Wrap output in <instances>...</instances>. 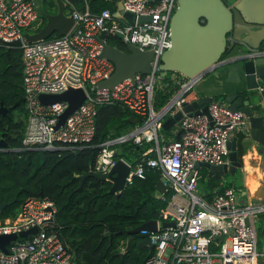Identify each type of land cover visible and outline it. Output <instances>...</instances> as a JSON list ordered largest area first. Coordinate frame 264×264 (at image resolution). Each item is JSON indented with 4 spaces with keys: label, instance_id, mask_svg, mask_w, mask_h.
<instances>
[{
    "label": "built area",
    "instance_id": "obj_1",
    "mask_svg": "<svg viewBox=\"0 0 264 264\" xmlns=\"http://www.w3.org/2000/svg\"><path fill=\"white\" fill-rule=\"evenodd\" d=\"M64 1L74 20L70 30L30 41L23 33L40 18L38 0H0V43L21 40L15 46L22 52L27 111L23 147L56 149L88 143L95 135L98 104L118 101L143 120L127 133L100 142L92 170L106 174L120 158L129 167L127 184L134 176L144 177L147 166L156 167L166 184L162 194L170 192L155 218L156 229L142 230L153 244V252L143 264H258V256L264 252L257 249L256 220L264 213V198L245 197L232 185L209 197L196 192V163L228 165V141L236 134L248 135L246 114L232 109L226 101L211 99L210 118L205 113H184L178 138L166 139L161 131L163 120L182 108L186 93L195 89L201 75L183 76L178 89L160 109L153 107L152 95L155 80L162 74L138 72L113 88L98 87V82L114 69L113 62L100 55L99 33L104 31L107 38L119 33L124 43L159 54L170 44L169 19L176 0H120L124 10L135 14L133 23L109 8L92 11L87 2L81 9ZM139 15L150 17L140 20ZM259 52H264V47ZM171 77L178 75L173 73ZM69 87H82L85 98L55 127L68 103H44L39 94L59 93ZM257 89L264 91V86L258 85ZM129 139L150 144L132 159L116 155L112 145ZM55 211L49 197L31 195L21 202L14 216L0 218V233L37 228L26 237L11 240L6 251L0 248V264H76L73 250L55 227ZM168 221L172 223L162 224Z\"/></svg>",
    "mask_w": 264,
    "mask_h": 264
},
{
    "label": "trees",
    "instance_id": "obj_2",
    "mask_svg": "<svg viewBox=\"0 0 264 264\" xmlns=\"http://www.w3.org/2000/svg\"><path fill=\"white\" fill-rule=\"evenodd\" d=\"M52 1L49 0L47 6L52 5ZM69 1L81 9L87 2L92 11L116 9L112 0ZM108 41L124 48V42L115 36H110ZM7 47L0 43V104L7 108L5 114L0 113V137L6 142L5 147L0 148V203H7L0 211V218L14 216L26 197L42 193L55 204V227L73 250L76 264H143L153 252L148 234L142 231L131 234L128 230L157 218L159 209L166 203L169 191L162 197L155 194L161 177L159 170L147 166L144 177L134 176L119 191L111 190V181L93 175L86 176L80 183V175L94 169L99 143L127 133L143 119L118 101L100 103L95 135L90 142L56 149L23 147L27 111L22 85V52L20 47L11 46L7 55ZM173 73L178 77L172 78ZM156 74L162 77L155 80L152 104L160 109L178 89L183 76L161 69H157ZM224 96V93L213 95L212 99L224 101ZM162 130L166 139H176L180 134L179 131L172 133L171 128ZM243 138V134H237L238 147H242ZM149 144H137L129 139L112 146L116 148V155L132 159ZM205 179L209 185L213 178ZM129 238L131 243L127 248ZM121 247L124 251L120 255Z\"/></svg>",
    "mask_w": 264,
    "mask_h": 264
},
{
    "label": "water",
    "instance_id": "obj_3",
    "mask_svg": "<svg viewBox=\"0 0 264 264\" xmlns=\"http://www.w3.org/2000/svg\"><path fill=\"white\" fill-rule=\"evenodd\" d=\"M116 3L115 13L123 15L131 23L135 14L122 8L120 0ZM50 6H43L38 0L36 6L39 15L44 17L45 23L36 30H25L23 36L36 41L51 35L65 34L73 25V18L66 11L64 0H53ZM177 4L169 19L170 44L161 53L156 54L153 49H142L129 42L124 43V48L110 43L105 32L101 31L98 37L101 40L100 55L108 58L114 64L110 75L98 82V87L113 88L115 84L136 73H155L157 69L174 71L184 77L203 76L213 71H223L225 78L240 86V89L224 93L226 101L232 109H240L248 117L249 139L257 141L264 147V91L257 89L258 85L264 86V52H259L264 47V0H176ZM54 8V9H53ZM148 15H139V19H147ZM121 34L117 38L121 39ZM21 40L14 39L2 41L8 46L5 53L9 54V47L19 45ZM85 91L82 87H69L59 93H40L39 99L44 103L57 100H66L68 105L60 113L55 127L62 124L66 116L75 110L84 100ZM190 99V98H189ZM187 99L181 109L165 117L162 128L168 129L173 124L180 126L184 113L209 115L208 104L211 95H201ZM7 108L0 104V113L5 114ZM6 142L0 137V148ZM230 148V163L214 164L197 162L209 169V173L223 176L226 173L234 174L241 167L238 159L237 135L228 141ZM129 167L125 161L118 158L115 164L105 174L89 170L80 175V183L88 175L111 181V190L119 191L124 187L125 176ZM166 184L162 179L157 182L155 194L161 196ZM42 195V193H41ZM7 203H0V211ZM163 222L162 224H171ZM36 226L26 230L11 233H0V248L7 250V244L17 238L26 237L34 233ZM143 229L155 230L156 219H148L140 225L129 229V233H136ZM112 237V235H111ZM223 238L222 234L218 235ZM131 238L128 239L127 248ZM153 247V244H150ZM119 251L118 254H122Z\"/></svg>",
    "mask_w": 264,
    "mask_h": 264
},
{
    "label": "crops",
    "instance_id": "obj_4",
    "mask_svg": "<svg viewBox=\"0 0 264 264\" xmlns=\"http://www.w3.org/2000/svg\"><path fill=\"white\" fill-rule=\"evenodd\" d=\"M49 0H41L43 6H47ZM40 21L36 22L33 25V29H36L40 25ZM240 89V86L233 81H229L225 78L223 71H220L218 74L213 71L204 74L199 81L197 87L193 89V93L187 99L195 98L196 96L201 95H218L223 93L233 92ZM189 99V100H190ZM172 133L178 132L180 126L173 124L170 126ZM166 137V135L162 132ZM237 135V134H236ZM238 147V144H237ZM243 147V148H242ZM242 147H238V153L240 152L241 167L237 168L235 173L232 175H239L242 179V183L239 185H234L233 183L227 182L220 175L217 177V173H209V169L203 165H196L199 172V177L205 179V177L213 178L212 182L209 183L208 189L204 192V196L209 197L212 193L219 192L220 188L224 186H234L240 190V193H244L243 196L251 198H264V153L263 147L253 139L249 137L243 138ZM240 148V149H239ZM242 149V150H241ZM222 177V178H221ZM199 181V179H198ZM163 194L161 193L162 197ZM260 227L264 232V213L260 214L256 220V227Z\"/></svg>",
    "mask_w": 264,
    "mask_h": 264
},
{
    "label": "rangeland",
    "instance_id": "obj_5",
    "mask_svg": "<svg viewBox=\"0 0 264 264\" xmlns=\"http://www.w3.org/2000/svg\"><path fill=\"white\" fill-rule=\"evenodd\" d=\"M39 20H41L40 21V25H42L44 23L43 17L40 16V18L38 19V21ZM26 29L33 30V25L31 27H29V28H27V27L24 28V30H26ZM196 87H197V85H196ZM192 93H193V89L189 90V92L186 93V96L187 97H190ZM161 131L163 132V130H161ZM222 177L224 178L225 181L230 182V183H233L234 185H239V184L242 183V179L240 178L239 175L233 176L230 173H226ZM207 189H208L207 180L206 179H200L198 181V184H197V187H196V192L199 195L204 196V192ZM257 249H258V251L260 253H263L264 252V232L258 226H257ZM214 264H217V262H215ZM258 264H264V254H259V256H258Z\"/></svg>",
    "mask_w": 264,
    "mask_h": 264
},
{
    "label": "flooded vegetation",
    "instance_id": "obj_6",
    "mask_svg": "<svg viewBox=\"0 0 264 264\" xmlns=\"http://www.w3.org/2000/svg\"><path fill=\"white\" fill-rule=\"evenodd\" d=\"M262 44L264 45V40H263Z\"/></svg>",
    "mask_w": 264,
    "mask_h": 264
}]
</instances>
